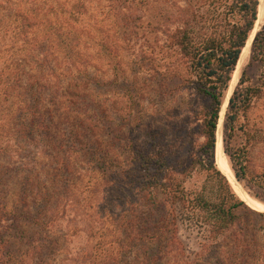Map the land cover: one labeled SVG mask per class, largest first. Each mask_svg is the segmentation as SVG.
<instances>
[{
    "label": "rangeland",
    "instance_id": "rangeland-1",
    "mask_svg": "<svg viewBox=\"0 0 264 264\" xmlns=\"http://www.w3.org/2000/svg\"><path fill=\"white\" fill-rule=\"evenodd\" d=\"M35 1L42 3L40 13L48 11L50 16L44 21L38 19L36 26L28 28L30 31L47 23L62 25L76 37L70 42L73 50L63 60L66 63L57 62L56 68H52L50 63L53 60L50 50H41L50 61H45V67L50 73L51 88H56L58 93L57 101H62L61 91L65 85L73 89L77 83L78 90L85 91L86 101H98L103 105L106 147L110 152L116 151L118 162L124 158L129 161L132 156L163 160L165 166L173 168L187 193L201 191L210 201L218 202L223 194L221 181L198 163V147L202 137L198 135L197 126L200 124L198 115L203 102L196 95L194 83L188 82L190 78L194 80L195 76L186 70L185 59L172 47L170 40L171 31L181 23L167 16L178 7L188 6L187 1L84 0L86 12L77 21L68 18L74 0ZM227 2L191 1L193 7L201 5L198 12L208 18L221 11L222 5ZM260 2L263 6L262 17L255 21L250 33L251 41L247 49L242 50L234 71L235 84L229 95L227 89L226 95L229 99L245 69L248 84L256 90L247 112L241 117L235 143L245 149L249 177L264 186V60H251V42L264 24V0ZM30 5L31 0H0V31L9 25L20 24L22 16L30 21L36 20L29 9ZM1 33V56L18 57L35 71L37 55L33 53L36 52L23 49L30 33L28 36L17 31L4 36ZM100 41H106L104 44L109 49H104ZM40 52L39 59H42ZM2 64L3 58H0V67ZM116 65L118 69L115 70ZM9 72L12 70L4 72V79ZM13 78L14 74L8 76L7 81L9 79L10 82L0 83V91L10 93L6 101L0 96V239L7 240L10 245L6 264H39V236L42 239L47 235L59 240L58 253L49 264H83L87 262L88 253L93 247L98 253L99 247L111 240L114 243L110 247L112 253L104 263L110 264L114 261V255L124 249L120 243L126 242V239L120 223L131 203L139 200V194L134 189L131 193L121 190V179L124 177L120 173L121 168L110 167L104 174H93L89 165H83L82 170L78 167L79 162L71 159L75 167L72 173L64 174L68 186L64 193L59 194L50 212L53 221L48 228L49 234L45 230L40 232L37 222L39 197L34 195V200L25 198L21 185L29 171L39 175V167L46 160L43 153H39V147L26 141L20 126L14 125L15 117L18 119L15 123L25 121L22 113L25 94L24 77L14 90L9 87ZM45 93L44 105L48 106L51 97L48 91ZM226 106L227 103L225 109ZM16 108L17 114L12 116V110ZM82 108L84 102L79 101L70 112L73 114ZM86 109H90L89 106ZM225 109L218 123L221 122L222 155L233 174V182L217 165L215 153L214 161L246 208L240 210L241 218L220 236L202 227L194 228L186 220L174 218L171 226H168L167 242L164 240L158 244L160 248L156 254L147 252L149 256L161 257L155 264H264V218L253 213H264V201L255 196L264 197V191L254 185L245 186L234 174L223 140ZM56 118L53 115V121ZM59 127L64 134V128ZM113 127L118 133L115 139L112 137ZM121 167H126L131 176L137 165ZM246 198L255 199L263 207L250 205ZM25 209L30 211L34 220L26 218ZM243 215L246 217L243 218ZM250 233H253V237ZM243 244L249 248L255 244L258 255L254 259L247 257V252L241 246ZM126 261H131L129 255Z\"/></svg>",
    "mask_w": 264,
    "mask_h": 264
},
{
    "label": "trees",
    "instance_id": "trees-1",
    "mask_svg": "<svg viewBox=\"0 0 264 264\" xmlns=\"http://www.w3.org/2000/svg\"><path fill=\"white\" fill-rule=\"evenodd\" d=\"M185 1L188 6L178 7L167 16L169 19L175 18L174 22L181 23L171 31L170 40L172 47L177 49L182 59H185L186 70L195 76L194 80L190 78L188 82L194 83L196 95L203 102L198 115L200 124L197 126L198 135L202 137L198 147L200 153L198 163L205 171L215 174L221 181L220 187L223 194L218 202L210 201L201 191L187 193L182 181L174 174L173 168L165 166L163 160L132 156L129 161L124 158L125 160L118 162L116 151L110 152L106 147L108 143L104 135L103 105L98 101H86L85 91H79L77 83L74 85L76 88L73 87V89L65 85L61 91L62 101H57L58 93L56 88H51L52 81L48 76L50 73L45 67V61H48V58L41 50H50L53 60L48 63H51L52 68H56L55 64L64 63L63 60L73 50L70 48V42L76 37H73L71 31L62 25L55 26L47 23L37 26L33 32L30 31L28 28L36 26L38 19L44 21L50 16L48 11L40 13L42 3L37 4L35 0H31L29 9L37 18L36 20L30 21L22 16L20 24L13 27L9 25L0 31V33L3 32L2 36L14 31L25 36L30 33L27 37L28 41H24L23 49L28 48L37 55L34 60L36 68L32 71L26 62H22V59L1 56L0 51V58H3V64L0 67V83L6 84L9 81V79L7 81L8 76L14 74L15 78L9 85L14 90L17 84L21 83L22 77L25 80H23L25 95L22 111L25 121L15 123L18 121L15 117L14 125L20 126L19 129L22 130L26 141L39 147V153H43L46 160L43 161L41 168L39 167V175L29 171L21 185L25 198L28 200H34V195L39 197V220L37 219L39 231L45 230L49 234L48 228L53 221L50 212L59 194L64 193L68 186L64 174L72 173L75 167L71 159L77 160L78 167L82 170L83 165H89L93 174H104V171L109 170L110 167L121 168L120 173L124 177L121 179L122 189H120L125 190V193H131L134 189V192L139 194V200L131 203L129 211L120 223L121 231L126 239V242L120 243L124 249L114 255V261L110 264L119 262L120 264H155L161 257L149 256L147 252L155 253L160 248L159 243L164 240L167 242L168 226H171L174 218L186 220L194 228L202 227L209 233L220 236L241 218L240 210L246 208L244 201L233 191L225 175L217 169L214 153L220 111L243 47L254 29L259 0H228L227 4L222 5V10L215 12L216 14L210 18L198 12L201 5L193 7L192 0ZM86 8L87 4L84 0H74L68 12V18L77 21L78 17L86 12ZM101 42L104 49H109L104 44L106 41H100V44ZM10 48L12 49V46ZM39 52L42 59H39ZM251 60H264V24L255 33L251 42ZM114 68L118 69V65ZM8 69L12 72H9L4 79V72ZM46 89L51 97V104L48 106L44 105ZM255 90L256 88L248 84V77L243 69L225 109L223 140L225 152L237 180L247 187L254 185L264 191L261 182H255L252 177H249L245 149L235 143L242 123L241 117L247 112ZM9 95L10 93H6L5 90L0 91V96L4 97L5 101ZM79 101L82 104L84 102V108L72 112L75 115L71 114L70 111ZM86 106L90 109H86ZM17 111V108L12 110V116L17 114ZM53 115L57 117L56 121H53ZM59 125L64 128V134L59 131ZM112 132V137L115 139L118 133L114 127ZM155 161L158 162L155 164ZM129 162L137 165L135 173L131 176L126 167H121L131 165ZM255 196L264 201V197L258 194ZM25 212L26 218L34 220L30 211L25 209ZM253 213L264 218V213ZM244 217L246 215H243ZM250 234L253 237V233ZM111 242L110 240L100 246L98 253L93 247L88 253L87 262L83 264H104L107 256L112 253L110 247L114 243ZM58 243L59 240L52 235H47V238L43 236L42 239L39 236V264H49V261L54 259L58 253ZM241 246L250 259L258 255V247L255 244L253 248H249L246 244ZM9 247L7 240L0 239V264H6L9 258ZM127 250L131 253L128 254ZM128 255L131 257L130 262L126 261Z\"/></svg>",
    "mask_w": 264,
    "mask_h": 264
},
{
    "label": "bare ground",
    "instance_id": "bare-ground-1",
    "mask_svg": "<svg viewBox=\"0 0 264 264\" xmlns=\"http://www.w3.org/2000/svg\"><path fill=\"white\" fill-rule=\"evenodd\" d=\"M262 14H263V6H262V3L260 2V3H259V6H258L257 21H258L259 19H261ZM251 38H252V35H250V36L248 37L247 42H246L245 46L243 47V50H244V49H245V50L247 49L248 44H249V42L251 41ZM241 54H242V53H241ZM239 59H240V58H239ZM237 64H238V63H237ZM236 68H237V66H236ZM236 68H235V70H236ZM235 70H234V71H235ZM235 81H236V75H235V72H234L233 75H232V79H231V81H230V84H229V89H228L229 92L227 93L228 95H229V93H230V91H231L233 85L235 84ZM228 95H226V97H225L224 105H223V107L221 108V111H220V117H222V114H223V112H224L225 105H226L227 100H228ZM220 124H221V122L219 121L218 126H217V131H216L215 158H216L217 165L221 168L222 171H224V172L228 175V177H230V178L232 179V182H233V179H234L233 174H232L231 171H229L228 166L226 165L225 160H224L223 155H222V150H221V149H222V134H221ZM224 172H223V173H224ZM228 177H227V178H228ZM241 194H242V193H241ZM240 196H241V195H240ZM244 199H245V197H244ZM246 201H247L250 205H252V206H261V207H263V206H262L258 201H256L255 199H249V198H246Z\"/></svg>",
    "mask_w": 264,
    "mask_h": 264
},
{
    "label": "water",
    "instance_id": "water-1",
    "mask_svg": "<svg viewBox=\"0 0 264 264\" xmlns=\"http://www.w3.org/2000/svg\"><path fill=\"white\" fill-rule=\"evenodd\" d=\"M235 68H236V67H235ZM228 102H229V101H228ZM228 102H227V103H228Z\"/></svg>",
    "mask_w": 264,
    "mask_h": 264
}]
</instances>
